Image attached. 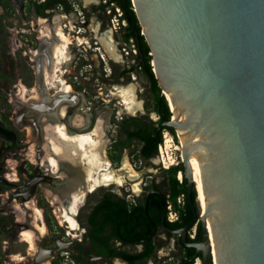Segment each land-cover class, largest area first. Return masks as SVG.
I'll return each instance as SVG.
<instances>
[{"label":"water","instance_id":"obj_1","mask_svg":"<svg viewBox=\"0 0 264 264\" xmlns=\"http://www.w3.org/2000/svg\"><path fill=\"white\" fill-rule=\"evenodd\" d=\"M131 1L172 112L162 126L180 136L186 155L180 173L193 219L174 232L201 253L202 264H264V0ZM68 98L72 92L50 103L18 98L17 112L46 114ZM38 182H30L25 199ZM199 223L202 239L189 242V229Z\"/></svg>","mask_w":264,"mask_h":264},{"label":"rangeland","instance_id":"obj_2","mask_svg":"<svg viewBox=\"0 0 264 264\" xmlns=\"http://www.w3.org/2000/svg\"><path fill=\"white\" fill-rule=\"evenodd\" d=\"M41 1L43 0H0V178L7 176L18 181L21 179L20 182L25 181L27 174L35 172L34 160L39 153L35 148L30 127L24 123L25 118L22 117L20 122L16 119L18 98L21 99L18 94L20 88L25 92L22 95L24 102H28L32 94L35 95L32 93L35 87L41 86L40 90H44L48 95H54L59 89L57 86L48 87L41 82L40 65L43 55L36 57L28 53V50L39 52L42 42L56 41L51 35L53 28L51 21L46 20L45 16L39 13ZM65 1L69 5L68 9L66 10L64 6H56L53 21L55 17L65 15L62 25L66 34L73 39L70 47L72 59L64 64L69 71H65L62 75L73 89L76 101L81 102L80 105L71 106L73 114L81 110L92 116L93 108L107 112V125L102 128L104 137L108 141L105 146L106 156L118 174L123 175L125 171L122 170L124 160H127L136 172L134 177L125 175L123 184L102 185L86 195L87 201L85 203V197V204H82L77 220L83 226L87 203L96 200L102 191L110 189L120 193L131 203L134 199L142 200L144 191L150 188L153 181L160 182L165 179L168 176L166 169L182 163V151L176 148L181 145L175 131L172 133L167 129L162 132L163 142L153 158L146 159L141 156L139 151L141 144L137 141L132 140L125 146L126 133L121 126L122 123L130 119H139L138 123L129 122L127 124L129 129H134L139 123L146 126L150 122H155L156 126L159 125L157 122L159 117L153 110L154 100L150 92L149 80L143 70L138 66L137 71L131 73L129 77H118L120 70L133 63L137 64L134 45L126 43L123 39V27L126 24L119 20L120 13L117 9V15H114L111 5L106 9L101 8L106 0H92L89 4H85L83 0ZM69 18L73 19L75 30L69 28L71 26ZM41 19L45 21H39ZM95 27H98V31L94 30ZM43 31L50 32L51 38L40 36ZM103 34L108 35L107 38L119 58L114 59L107 53L98 38ZM78 38H83L86 43L80 42L81 44L78 45ZM128 85L135 87L136 101L141 104L137 110H127L122 97L114 89L125 88ZM29 113L31 116L35 111L30 110ZM111 116H115L116 121H112ZM166 136L171 138L170 142H167ZM182 177V173L179 172L177 178ZM135 184H139L138 191L134 190ZM14 193L12 186L0 182V264H19L16 258L24 260L29 252H34L33 249L30 250V243L20 234L21 225L18 221L19 217L31 213L25 210L23 199L16 197ZM34 199L42 212L43 223L50 231H59L69 238L66 231L70 228L60 223L55 207L40 188L36 191ZM168 215L173 220L177 217L174 213ZM70 231L73 234L80 232V230ZM191 234H194V230H191ZM157 244L155 254L143 264H179L182 250L177 245L173 247L159 235ZM67 254L65 250L63 252L65 257L57 259L56 263L76 264L66 257ZM93 264H111V262L99 261Z\"/></svg>","mask_w":264,"mask_h":264},{"label":"bare ground","instance_id":"obj_3","mask_svg":"<svg viewBox=\"0 0 264 264\" xmlns=\"http://www.w3.org/2000/svg\"><path fill=\"white\" fill-rule=\"evenodd\" d=\"M83 1L85 4L92 2V0ZM63 18H66V16L63 15L54 18L51 35L56 39V41L48 44V49L46 50L47 55L45 58H43L44 56L42 57L40 65V70L42 71L41 82L48 87L57 86L59 88L57 91L61 93L73 91L71 86L62 78L63 73L65 71H69L68 67H65L64 64H67L72 59L70 47L73 43V39L66 34L63 28ZM68 20L71 25L69 28L75 30L73 19L69 18ZM39 21L43 22L45 20L41 19ZM94 30L98 31V27H95ZM41 33L42 34L40 36L44 38H47L48 36V38H51L49 35L50 32L48 33L43 31ZM107 36L108 35L103 34L101 36L99 35L98 38L107 53L110 54L112 58L117 59L119 58V55L109 42ZM82 39L83 38H78L79 43L81 42L85 44L86 42ZM31 52L34 55L35 53H38L36 50ZM40 87H35L32 92L35 93V95L32 94V99L37 102L43 101L50 103L51 98L44 90L41 91ZM114 89L122 97V101L127 110H137L141 107L140 102L136 101L135 87L133 85H128L125 88L115 87ZM19 92V97L22 99V95L25 93L24 89L20 88ZM22 101H25V99ZM76 102H78L76 101V97L73 99L68 98L57 105V107L51 106L46 114H39L35 112L34 114L31 113L30 116V113L26 112V114L23 115V118H25L24 121H26L24 123H27L30 127L33 140H35V148H37L40 152L39 157H36V159L39 158L40 161H38L42 166L47 167V169L51 172L57 173L59 176L58 180H56L53 185L43 181L41 184L42 191L45 193L48 201L55 207L54 210L60 220V223L64 225L67 224L70 229L78 231L79 223L77 221L76 214L78 213L81 205L84 204L87 193L94 191L102 185H109L112 183H118L119 185L123 184L125 175L134 177L136 176V172L132 168L131 164L127 160H124V167H122V170L125 171L123 172V175L118 174V172L112 167V162L106 156L105 146L108 141L104 137L102 128L107 125V112L98 111L97 125H95L91 130H85L86 132L83 131V129L88 126L91 119L89 120L90 116L81 110L77 111L68 122L71 126L77 128L75 131H70L67 123L58 121V117L66 115L67 108ZM78 129L80 131H78ZM166 137L167 142H170L171 138L169 139V136ZM178 137L181 141L180 136ZM176 148L182 151L181 146H177ZM162 150L163 149L161 148V152ZM185 156L186 155L182 152V159ZM197 159L198 158L196 157H190L192 163ZM193 166L194 171H199V164H193ZM196 183L198 187L200 205L203 207L205 196L202 192L201 181L196 179ZM138 185L139 184H135V191L139 190ZM16 206H18V204H16ZM17 208H19V206ZM24 208L31 214L29 216L26 215L27 217H19L18 221L21 224L20 234L30 243V250H35L37 248L35 240L36 232L29 225L33 222V224L37 227L36 229L40 233L46 231V225L42 222V212L34 199L24 203ZM210 225V221L205 222L206 229H209ZM207 247L213 250L212 244H208ZM16 259L18 262H22V264L24 263L23 261H25L22 258ZM113 264L123 263L115 261ZM197 264H200V261H198Z\"/></svg>","mask_w":264,"mask_h":264},{"label":"flooded vegetation","instance_id":"obj_4","mask_svg":"<svg viewBox=\"0 0 264 264\" xmlns=\"http://www.w3.org/2000/svg\"><path fill=\"white\" fill-rule=\"evenodd\" d=\"M46 1L47 0H43L40 2L39 13H40V15H44L46 20L51 21V23L53 25L54 8L56 6H64V8L67 10L69 5L65 1L64 2H55L50 7L46 8L44 10V13H42L41 12V6ZM103 5L104 4L101 5L102 9H106L108 7V6L105 7ZM125 24H126V22H125ZM99 30H100V28H99ZM123 39H124V37H123ZM48 44H49V42H43L40 45V49H43V52H44V53L42 52V54H40V55L46 56L45 54L47 53L46 50L48 49L47 48ZM78 45H80V43ZM35 54H38V53H35ZM129 67L123 68L122 70H120L118 77L119 78L129 77V75L131 73L126 72V69H128ZM60 93L61 92L57 91L53 96L52 95H48V96L51 98V100H54V99H56V97L59 96ZM72 93H74V92L72 91ZM29 100H34V99H32V97H31ZM80 103L81 102L78 101L71 106L80 105ZM71 106H69L67 108L66 115H64L62 117H58V121L67 123L68 129L70 131H72V130L75 131V129H77V128L71 126L68 123L70 118L77 112L76 111L73 114ZM18 108L19 109L21 108L20 105ZM97 114H98V110L96 108L92 109V116L87 114L88 116L91 117V118L89 117V120L90 119L91 120H90L88 126L85 129H83V131L91 130L95 125H97ZM22 117L23 116L20 117V112L17 113L16 119H17V121L19 119L18 122L22 121ZM111 120L116 121L115 116H111ZM121 126L123 128V123ZM130 130H133V129H130ZM78 131H80V130L78 129ZM132 140L136 141V139H132ZM132 140H130V142ZM126 143H127V134H126L125 144ZM125 146H127V145H125ZM105 151H106V149H105ZM39 154H40V152L38 153V157H39ZM155 155H157V154H155ZM154 156L149 157L148 159L153 158ZM38 160H39V158L36 159L37 162L34 160V164L36 165V167H34L35 172L31 173L30 175L27 174L28 176L26 177L24 182H20L21 179H19L20 181H18L17 179H10L7 176H3L2 178H0V182L5 183L6 185L12 186L15 190L14 194L16 195V197L22 198L23 202H25V203L27 201L34 199L36 191L39 188L42 190L41 184L43 181L48 182V183L53 185L56 182V180H58V177H59L57 173L51 172L49 169H47V167L42 166L41 163H39L40 160L39 161ZM3 178L7 179L10 183H7L6 181L2 180ZM36 178L39 179V182L36 186L34 195H33L32 199L27 200V199H25L24 194H26L30 190V188H31L30 182ZM166 178H168V176L165 177V179ZM163 181H164V179H162L160 182L153 181L150 185V188L148 190L144 191L143 199L142 200H135L134 199L133 203H131L128 199H126V197L124 195H122L120 193H116L110 189H106L105 191H102L98 195L96 200H94L93 202L87 203L88 206L86 207L87 211L85 213V221L82 224L83 226H81L80 222L78 221L80 232L73 234L70 231L72 229L66 231V234L69 236V238H67L64 234H62L59 231H50V229L47 227L46 224H45L46 225V231L43 233H40L36 229L37 228L36 225L30 221L31 223L29 226L31 228H33V230H35V232H36L35 240H36L37 248L35 250L33 249V251H34L33 253L29 252L28 255L24 258L25 261H23V262L24 263L26 262L25 264H47V263L57 264L56 263L57 259H63L65 257L63 255V252L65 250H67V252H68L66 257L69 258L70 260H72L76 264H93V263H96L99 261L111 262V264H113L115 261H119L123 264H143V263L147 262L155 254V252L153 253V255L151 257H147L146 259H142V260H137L135 263L131 262V260L129 258H127L126 255H136V254L143 253L145 251L144 242L142 240L135 241L131 237V235L128 234L127 232H124V233L121 232V230L117 226L116 222H114L111 219H107V218H110V217H108V212H107V210L110 208H104V212H103L101 210V207H99V205L106 198L109 199L107 201L108 203H113L116 201L125 200L128 203L129 207H130V205L142 202L145 199V205H146V202H148V197L152 193H160L162 196L166 197V195L164 193L166 186L163 184ZM115 184H118V183H115ZM91 192H93V191H91ZM89 193H87V194H89ZM86 201H87V197H86L85 203H86ZM177 201H178V198H177ZM184 203H186L185 195L183 197V203L182 204H184ZM168 204H169V201H167V205H166L165 210L163 212L161 224L160 225L155 224V230L152 232L151 236H152L153 242L155 244V251L157 250V245H158L157 244L158 235L161 236L165 241L170 242V244L173 247L175 245H177L182 250L181 257L179 258V264H181V260L183 259L184 255L186 253L185 249L190 250V249H193L194 247L184 244L182 242V234L180 232H174V230L183 229L192 221L193 218L190 219L189 221H187V223L182 224V222H181V224H179V225L167 224V222H166V225L168 226V228L171 229V230H169L163 224V216H164L165 211H166V215H165L166 220H168L169 222L181 221L182 216L180 215V213H178L175 210L177 213V217L174 220H170V217L168 215V213H169ZM173 208H174V206H173ZM80 209H81V207L79 208L78 213L76 214L77 220H78V217L80 215L79 213L81 212ZM29 215H27V216H29ZM92 216H93V220L91 219ZM182 221L184 222L185 219H183ZM42 222H43V220H42ZM66 227L69 228V226L67 224H66ZM196 229H197V227H196ZM190 230H191V228L188 231V237H191L190 236ZM175 236L177 237V239ZM177 241H178V243H177ZM189 242H194V241L189 240ZM194 249L196 250V248H194ZM197 258H196L195 262L200 261V263H202L200 257L197 256ZM3 264H6V263H3ZM19 264H22V262H19Z\"/></svg>","mask_w":264,"mask_h":264},{"label":"trees","instance_id":"obj_5","mask_svg":"<svg viewBox=\"0 0 264 264\" xmlns=\"http://www.w3.org/2000/svg\"><path fill=\"white\" fill-rule=\"evenodd\" d=\"M65 0H47L41 6V12L50 7L55 2H64ZM66 2V1H65ZM112 6L114 15H117L116 9H119L121 15L119 20L125 21L126 25L123 27L124 40L126 43H132L134 45L136 54V63L130 65L126 72L134 73L137 71L138 66L143 70L147 79L149 80L150 92L154 100L153 110L157 113L158 126L155 122H150L148 125L144 126L139 123L137 127L130 130L127 124L131 121L139 122V119H130L123 124V130L127 134V143L130 144V140L136 139L138 143L141 144L139 149L140 154L143 158H149L158 153L159 145L163 142L162 132L167 129L174 132V129L169 126H162V123L169 120L172 116L170 111L168 101L165 95L162 93V89L158 85L157 78L152 70L151 66V54L150 47L146 42L144 35L142 34L141 26L138 22L136 14L133 9L131 0H106L103 6ZM132 41V42H131ZM168 173V178L164 179L163 184L166 186L165 195L162 196L160 193H152L148 197V205H145V199L142 202L128 205V203L123 201H116L113 203H108L109 200L106 198L100 205L101 210L104 212V208H110L107 210L108 217L116 222L117 226L120 228L121 232H127L135 241L142 240L145 244V251L136 255H126L131 262L135 263L137 260L146 259L151 257L155 252V244L152 239V232L155 230V224H161V219L167 201L174 206L176 210L182 216L181 221L169 222L166 220L167 224H185L187 221L193 218V211L189 203L188 189L186 186V178L183 175L182 180L177 178L179 172L184 171V167L181 164L172 166L165 170ZM184 194L186 203L180 204L177 198ZM193 199L197 197V192L194 189L192 193ZM93 220V216L91 217ZM203 229L201 223L197 225L196 235L194 238L188 237L191 241H199L202 239ZM186 253L181 260V264H195L197 256L201 257V253H197L193 249H185Z\"/></svg>","mask_w":264,"mask_h":264},{"label":"built area","instance_id":"obj_6","mask_svg":"<svg viewBox=\"0 0 264 264\" xmlns=\"http://www.w3.org/2000/svg\"><path fill=\"white\" fill-rule=\"evenodd\" d=\"M118 10V12L120 13V15H121V12H120V10L119 9H117ZM119 15V16H120ZM124 23H125V21H123ZM181 174V173H180ZM180 180H182V178L180 179ZM183 197H184V195L182 194V195H180L179 197H178V201H179V203H183ZM168 209H170V214H175L176 216H177V213H176V211L174 210V208H173V205L170 203V204H168ZM170 220H173V219H171L170 218ZM194 227H196V225L194 226ZM192 228L191 230H194V234H191V230H190V236L192 237V238H194L195 237V235H196V229L195 228ZM198 259V258H197Z\"/></svg>","mask_w":264,"mask_h":264}]
</instances>
